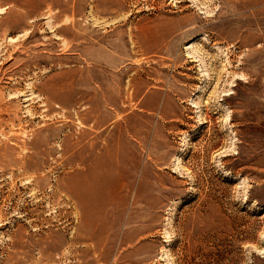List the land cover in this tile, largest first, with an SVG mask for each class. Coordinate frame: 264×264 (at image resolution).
<instances>
[{"label":"rangeland","instance_id":"obj_1","mask_svg":"<svg viewBox=\"0 0 264 264\" xmlns=\"http://www.w3.org/2000/svg\"><path fill=\"white\" fill-rule=\"evenodd\" d=\"M0 264H264V0H0Z\"/></svg>","mask_w":264,"mask_h":264},{"label":"bare ground","instance_id":"obj_2","mask_svg":"<svg viewBox=\"0 0 264 264\" xmlns=\"http://www.w3.org/2000/svg\"><path fill=\"white\" fill-rule=\"evenodd\" d=\"M83 194V193H82ZM85 197H86V195H85Z\"/></svg>","mask_w":264,"mask_h":264}]
</instances>
